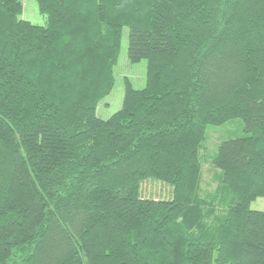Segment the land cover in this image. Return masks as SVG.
Segmentation results:
<instances>
[{
    "label": "trees",
    "instance_id": "trees-1",
    "mask_svg": "<svg viewBox=\"0 0 264 264\" xmlns=\"http://www.w3.org/2000/svg\"><path fill=\"white\" fill-rule=\"evenodd\" d=\"M36 3L44 26L0 0V264H264V0ZM125 27L145 85L103 120ZM233 119L201 198L206 128Z\"/></svg>",
    "mask_w": 264,
    "mask_h": 264
},
{
    "label": "rangeland",
    "instance_id": "rangeland-1",
    "mask_svg": "<svg viewBox=\"0 0 264 264\" xmlns=\"http://www.w3.org/2000/svg\"><path fill=\"white\" fill-rule=\"evenodd\" d=\"M21 18L38 26L45 25V18L38 12L36 0H22ZM128 28H123L121 36V47L118 62L114 67V87L97 106L96 116L107 120L117 112L122 105L125 79H128L134 89H142L145 85L146 61L131 63L127 57ZM244 124L241 119L229 120L220 126H208L205 139L202 141V166L198 185V195L201 198L212 194L220 182V170L212 164L217 153L218 145L226 140L244 137ZM141 194L148 199H168L171 196L170 186L154 180H148L141 185ZM259 202L264 198H258L251 204V208L257 209ZM264 211V208H262Z\"/></svg>",
    "mask_w": 264,
    "mask_h": 264
},
{
    "label": "crops",
    "instance_id": "crops-1",
    "mask_svg": "<svg viewBox=\"0 0 264 264\" xmlns=\"http://www.w3.org/2000/svg\"><path fill=\"white\" fill-rule=\"evenodd\" d=\"M262 208H264V202H259V206L257 207V209L254 210L262 211L263 210Z\"/></svg>",
    "mask_w": 264,
    "mask_h": 264
}]
</instances>
